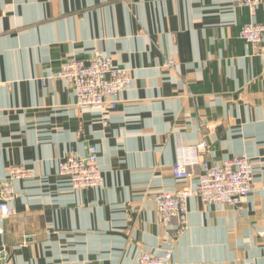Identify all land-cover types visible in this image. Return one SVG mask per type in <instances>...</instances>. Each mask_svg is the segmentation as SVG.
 I'll return each instance as SVG.
<instances>
[{
  "label": "crops",
  "instance_id": "obj_1",
  "mask_svg": "<svg viewBox=\"0 0 264 264\" xmlns=\"http://www.w3.org/2000/svg\"><path fill=\"white\" fill-rule=\"evenodd\" d=\"M250 22L264 24V4L251 16L231 0H0V188L14 190L3 264H135L140 252L264 264V46L237 36ZM96 55L130 79L106 125L50 77ZM201 141L210 165L251 158L253 187L237 206L190 198L177 234L153 197L196 184L171 167L177 142ZM91 146L103 184L75 191L57 164ZM13 168L32 176L9 181Z\"/></svg>",
  "mask_w": 264,
  "mask_h": 264
},
{
  "label": "built area",
  "instance_id": "obj_2",
  "mask_svg": "<svg viewBox=\"0 0 264 264\" xmlns=\"http://www.w3.org/2000/svg\"><path fill=\"white\" fill-rule=\"evenodd\" d=\"M235 5L245 8L249 15H254L256 8L264 0H231ZM238 39L246 44H263L264 24L250 22L238 31ZM173 62L167 67H173ZM51 78L65 81L74 91L75 106L88 108L101 115L103 125L107 115L115 106L114 98L129 84L126 70L114 65L107 58L96 55L89 60L70 59L62 63ZM45 79L42 80L44 82ZM207 145L201 141L192 146H182L177 142L176 159L171 167L172 178L176 182L187 183L192 177L197 178L193 187L184 184L175 192L159 191L153 197L156 214L160 224L168 229L175 228L177 234L186 231L188 225L187 202L198 198L205 204L237 206L248 196L253 187L256 172L255 162L245 156H234L219 165H210L203 159ZM32 175L23 168L9 171V181L18 178H30ZM57 176L68 181L75 191L99 188L103 184L102 173L98 165V152L94 146L87 148L85 155L68 154L57 164ZM14 190L11 183H3L0 188V219L13 216L11 202ZM6 257L4 247L0 246V264ZM135 264H173L170 252L152 254L140 252Z\"/></svg>",
  "mask_w": 264,
  "mask_h": 264
}]
</instances>
